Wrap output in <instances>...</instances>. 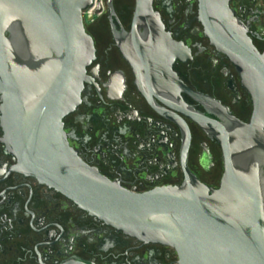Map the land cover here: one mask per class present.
<instances>
[{
  "label": "flooded vegetation",
  "instance_id": "flooded-vegetation-1",
  "mask_svg": "<svg viewBox=\"0 0 264 264\" xmlns=\"http://www.w3.org/2000/svg\"><path fill=\"white\" fill-rule=\"evenodd\" d=\"M230 7L264 54V0H231ZM135 8L136 0H113L110 8L101 0L92 20V10L84 16L96 59L79 107L63 120L68 143L85 164L133 193L180 187L188 177L218 189L221 144L191 114L226 124V109L249 123L251 96L204 35L198 0H153L163 27L156 35L145 27L133 35ZM0 264H179V257L169 246L124 234L22 171L0 111Z\"/></svg>",
  "mask_w": 264,
  "mask_h": 264
},
{
  "label": "water",
  "instance_id": "water-1",
  "mask_svg": "<svg viewBox=\"0 0 264 264\" xmlns=\"http://www.w3.org/2000/svg\"><path fill=\"white\" fill-rule=\"evenodd\" d=\"M230 4L198 0V20L239 73L252 117L244 123L222 109L221 124L191 114L221 144L220 187L188 177L138 194L85 164L64 132L96 59L84 24L100 11L95 0H0L1 124L22 171L124 234L173 248L179 264H264V54ZM141 27L163 31L153 0H136L133 35Z\"/></svg>",
  "mask_w": 264,
  "mask_h": 264
},
{
  "label": "built area",
  "instance_id": "built-area-1",
  "mask_svg": "<svg viewBox=\"0 0 264 264\" xmlns=\"http://www.w3.org/2000/svg\"><path fill=\"white\" fill-rule=\"evenodd\" d=\"M99 1H101V0H95L96 3H98Z\"/></svg>",
  "mask_w": 264,
  "mask_h": 264
}]
</instances>
